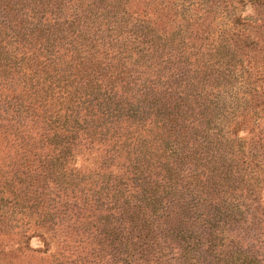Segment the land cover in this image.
Listing matches in <instances>:
<instances>
[{"label": "trees", "instance_id": "16d2710c", "mask_svg": "<svg viewBox=\"0 0 264 264\" xmlns=\"http://www.w3.org/2000/svg\"><path fill=\"white\" fill-rule=\"evenodd\" d=\"M4 1L0 95L30 107L40 135L32 136L35 148L22 168L12 165L23 174L12 182L21 196L33 189L39 205L51 198L48 158L57 154L69 187L81 186L74 216L83 226L97 223L85 235L106 253L103 259L110 243L118 264H172L176 246L187 252L184 264H192L200 248L213 251L230 234L240 237L247 210L264 204V58L245 52L264 50L256 34L238 28L239 18L216 34L190 15L189 30L181 27L161 43L143 28L126 33L127 13L119 9L109 18L75 13L70 19L62 11L40 17L35 8L23 14ZM103 21L110 25L101 27ZM225 149L232 151L229 163ZM75 150L105 153L97 184L77 170ZM195 223L206 237L190 229L197 241L186 243ZM38 227L42 233L51 226ZM81 227L67 230L79 235ZM261 240L245 251L235 247L226 264H258L253 251L261 253ZM70 260L96 264L87 256Z\"/></svg>", "mask_w": 264, "mask_h": 264}, {"label": "rangeland", "instance_id": "374dc122", "mask_svg": "<svg viewBox=\"0 0 264 264\" xmlns=\"http://www.w3.org/2000/svg\"><path fill=\"white\" fill-rule=\"evenodd\" d=\"M22 1V4L20 2L15 4V0H10V6L20 8L23 14L30 13V11L36 9L40 17H44L43 13H47L49 17L51 13L62 11L63 15L68 16L70 19L75 13L104 14L106 18H109L116 9H119L122 13H127L124 20L126 22L123 25L126 33L133 34L137 28H143L148 35L157 36L156 40L161 43L167 39L166 37L180 30L181 27L182 29L183 27H188L190 22L186 20L190 15H194V23H197L203 29L216 31V34H219L217 31H222L227 26L229 27L231 23H237L239 18L240 25H238V28L246 29L248 33L256 34L257 43L264 49V4L257 3L256 0ZM5 7L6 10L9 9V5L4 0H0V11L4 10ZM91 20L90 24L100 25V21L97 19ZM105 24L110 25V22L104 23L103 21L101 27L106 28ZM197 24L193 27H196ZM189 29L190 27H188ZM147 38L150 39V36ZM212 39L206 41V43L212 41ZM187 43L191 44L192 42L187 39ZM245 52L250 53L251 56L254 55L256 60L259 57L264 58V50L261 52H250L245 49ZM7 57L8 60H12L14 54ZM12 83L13 85L15 84V82ZM2 93L4 96L0 95V264H70V258L77 260L79 257L85 258L86 256L91 262L96 260V264H118L116 259L112 258L110 243L106 245L107 249L105 252H107V256L103 259L101 257L105 256L106 253L96 251L100 246L97 245L92 236L85 235L83 230L93 233L96 230L97 223L91 224L89 227L83 226L81 225L80 217L74 216L75 201L82 203V200H80L82 195L79 193L81 186L76 189L69 187L67 177L62 169L63 161L57 160V154L53 155L55 154L53 153V156L50 155L48 161L61 166L62 172L61 176H59V169L53 164L51 168L53 170L52 176L49 175L52 183L49 187L50 189H48L51 198L48 200L45 196L46 203L42 204L40 201V205L38 204V197L31 195L33 189L28 195L25 193L26 196L24 197L23 195L21 196V191L18 192V189L15 188L14 185L17 181H13V178L20 177V175L23 176V174L17 172L12 165L22 168L21 164L24 162V156L28 154L29 150L35 148L32 136L36 132V118L30 107L26 109V105L16 103L12 101L13 99H6L7 93ZM36 134L38 133L36 132ZM36 138L39 139L40 135L38 134ZM230 148L232 149V143ZM231 153L232 151L227 149L223 153L228 163L232 160ZM73 155H75V165H77V170L81 176L90 177L91 181L97 184L101 175L104 176L101 173L97 174L96 171L99 170L101 160L102 162L105 160V153L102 150H97L93 153L75 150ZM74 175H76V172ZM262 178L264 179V177ZM24 186H27L26 181ZM60 188H62V191ZM90 189L96 201L99 197L95 194L96 185L90 187ZM72 191L74 194L71 193ZM63 192L69 194V198ZM71 194H73L72 196H77L76 200L71 197ZM253 195L254 193L250 196L252 199ZM261 196H264V187ZM248 202L251 203L250 201ZM245 207L248 206L244 205L243 208ZM67 217H71L70 223ZM244 218V221L240 220L238 227L240 237L229 233L231 239L228 238L226 242L224 241L221 247L219 246L217 249L208 252H204L200 248L192 256L191 263L226 264L228 261L231 262L232 258L230 257L234 254L236 248L245 251L246 246L252 245L254 239L260 240L261 238L263 242L261 243V253L253 251V256L257 259L258 264H264V204H260L256 210L254 208L248 209ZM43 221L46 222L48 227H51H49V231L46 230V232L39 233L38 231H44V229L38 227ZM68 224L72 227L82 226L79 235L72 229L67 230ZM92 225L96 226L92 227ZM190 229H196V231L192 232L194 236L198 232L202 233V236L204 235L203 227H200L199 223H195L194 226L186 230L184 236L186 243L197 241V238H191ZM94 235L97 236V232ZM203 237L205 238L206 236ZM208 239L209 236L207 242ZM78 240L82 244L77 242ZM27 241V247L24 248ZM177 241L181 244L183 243L182 239ZM185 253L187 252L179 251L176 246L171 252L172 255L170 254V257L174 258L171 263L184 264Z\"/></svg>", "mask_w": 264, "mask_h": 264}]
</instances>
